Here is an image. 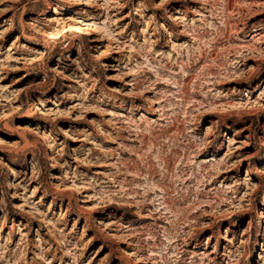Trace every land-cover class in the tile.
<instances>
[{
  "label": "rangeland",
  "instance_id": "rangeland-1",
  "mask_svg": "<svg viewBox=\"0 0 264 264\" xmlns=\"http://www.w3.org/2000/svg\"><path fill=\"white\" fill-rule=\"evenodd\" d=\"M263 216L264 0H0V264H264Z\"/></svg>",
  "mask_w": 264,
  "mask_h": 264
},
{
  "label": "bare ground",
  "instance_id": "bare-ground-1",
  "mask_svg": "<svg viewBox=\"0 0 264 264\" xmlns=\"http://www.w3.org/2000/svg\"><path fill=\"white\" fill-rule=\"evenodd\" d=\"M213 128H214V125L212 124V127L209 129V133L207 134V137H208V139H210V138H212L213 137V135H212V130H213ZM215 139V140H214ZM213 140H211L210 139V141H208V143H206L205 144V146H206V149L209 147V146H212V144H213V142H215L216 141V138H214ZM160 188V187H159ZM151 190V189H150ZM153 190V189H152ZM163 190V189H162ZM156 191H158V190H156ZM167 194V192H165L164 191V197H165V195ZM149 196V195H148ZM253 200V199H252ZM248 201H251V198L248 200ZM94 207V206H93ZM249 209V208H248ZM263 219H264V216H263ZM128 264L130 263V261L128 260V262H127Z\"/></svg>",
  "mask_w": 264,
  "mask_h": 264
}]
</instances>
